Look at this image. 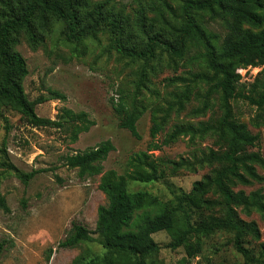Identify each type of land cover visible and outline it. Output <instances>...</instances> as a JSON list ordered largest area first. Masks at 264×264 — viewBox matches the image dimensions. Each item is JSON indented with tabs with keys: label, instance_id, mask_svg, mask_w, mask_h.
Returning <instances> with one entry per match:
<instances>
[{
	"label": "trees",
	"instance_id": "16d2710c",
	"mask_svg": "<svg viewBox=\"0 0 264 264\" xmlns=\"http://www.w3.org/2000/svg\"><path fill=\"white\" fill-rule=\"evenodd\" d=\"M159 1L161 6L155 2L149 5L155 16L149 17L147 8L141 7L132 22L123 9L111 6V0H0V107H13L32 127L66 128L70 122L72 142L95 124L84 111L70 109H65L58 119L42 117L36 112V106L45 98L31 100L25 91L24 80L29 69L16 45L23 34L31 46H38L45 34L53 31L55 22L62 23L65 40L77 45L106 32L118 53L143 60L148 67L159 48L174 60L182 58L191 43L203 48L206 70L195 76L207 87L200 95L201 104L192 112L203 116L216 104L219 111H214L207 120L177 125L161 144L154 139L162 125L153 114L148 149L134 154L129 161L131 170L123 174L114 169L104 170V161L115 149L111 140L67 155L65 165L78 169L81 178L101 175L99 188L106 195L107 203L98 208L94 231L75 221L59 246L77 247L94 241L102 245V253L89 259L78 257L73 264H153L152 259L161 248L153 237L156 232L165 230L170 234L168 247L184 246L198 255L202 251V237L225 230L233 233L234 246L243 255L244 264L264 263V242L260 256L245 245L247 236L260 238V229L255 221H247L240 214L257 211L264 217V194L260 190L247 194L234 189L263 180L257 167L264 166V156L253 150L260 135L254 134L233 108L234 100L248 102L256 109L251 122L256 127L264 126V0H182L183 22L178 26H173L164 15L170 5L166 0ZM200 13L222 24L226 30L223 38L204 27L197 18ZM249 67L260 70L247 87L240 72ZM147 71L142 70L138 87L144 85ZM186 87V91L177 93L170 102L169 112L184 108L190 99L189 87ZM54 97L65 98L57 91ZM112 106L120 116V127L141 138L137 122L144 111L129 107L123 97L118 102L112 98ZM180 136H188L192 141L210 138L214 146L189 157L167 161L172 172L197 171L206 166L211 167L210 172L194 181L189 192H173L167 201L149 191L130 190V181L148 183L165 177L166 170L161 168L164 159L154 158L149 151L160 149ZM42 171L35 169L20 177L28 184ZM0 203L7 209L4 197ZM144 209L150 210L136 221L138 212ZM3 250L4 243L0 242V254Z\"/></svg>",
	"mask_w": 264,
	"mask_h": 264
},
{
	"label": "rangeland",
	"instance_id": "374dc122",
	"mask_svg": "<svg viewBox=\"0 0 264 264\" xmlns=\"http://www.w3.org/2000/svg\"><path fill=\"white\" fill-rule=\"evenodd\" d=\"M153 2L161 6L159 0H111V6L123 9L134 22L141 7L147 8L149 17L156 15L149 10ZM166 2L170 6L165 8L164 15L173 26L180 25L183 22L182 0ZM197 18L207 30L224 37L226 30L220 22L210 20L206 13H200ZM62 30V23L55 22L53 31L45 34L44 41L36 47L21 35L16 49L25 57L29 69L24 80L25 91L31 100L40 96L45 98L36 106V112L42 117L58 119L65 109H70L84 111L95 124L72 142L70 122L66 128L32 127L13 107H0V198L4 197L7 205L6 209L0 203V242L4 243L0 264H73L78 257L89 259L103 252L98 241L77 247L59 246L75 221L94 231L98 208L107 203L106 195L99 188L101 175L81 178L78 169L65 165L67 155L111 140L115 149L104 161V170L114 169L123 174L131 170V157L148 149L152 140L153 114L162 125L154 139L161 144L177 125L207 120L214 111H219L216 104L206 115L198 116L192 112L201 104L200 95L207 87L195 76L206 70L203 48L191 43L185 55L176 60L159 48L157 57L148 67L143 60L118 53L106 32L77 45L65 40ZM144 68L148 70L144 85L138 87ZM259 70L258 67L241 70L242 82L248 87ZM186 85L190 99L182 110L169 112L170 102L177 93L186 91ZM55 91L65 98H55ZM121 97L129 107L136 106L144 111L137 122L141 138L120 127V116L113 109L112 98L118 102ZM212 102L217 103L216 99ZM233 108L236 116L247 123L254 134L260 135L253 150L264 156V126L256 127L251 122L255 107L239 99L233 101ZM211 146L214 144L210 138L192 141L188 136H180L160 149L149 151L154 158L164 159L161 168L166 170L165 177L148 183L130 181V190L149 191L162 201L171 199L173 192H189L194 181L209 173L211 167L197 171L181 169L174 173L167 161L198 154ZM35 169L44 171L28 184L24 183L20 175ZM257 169L263 180L234 189L244 190L247 194L260 190L264 194V166ZM147 210L150 209L139 211L136 221ZM240 214L247 221H255L260 229V238L247 236L245 244L260 256L264 217L257 211L250 215ZM197 216L195 219L199 218ZM93 235L98 237L97 233ZM153 237L161 246L152 259L153 264H244V257L236 250L230 231L220 230L202 237V251L198 255L184 246L168 247L171 236L165 230L154 233Z\"/></svg>",
	"mask_w": 264,
	"mask_h": 264
}]
</instances>
